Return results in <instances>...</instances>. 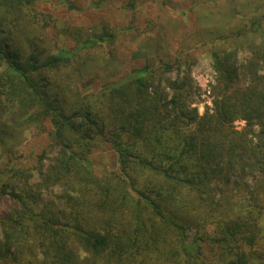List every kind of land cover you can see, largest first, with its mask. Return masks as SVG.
Returning <instances> with one entry per match:
<instances>
[{
	"label": "trees",
	"instance_id": "obj_1",
	"mask_svg": "<svg viewBox=\"0 0 264 264\" xmlns=\"http://www.w3.org/2000/svg\"><path fill=\"white\" fill-rule=\"evenodd\" d=\"M33 4L0 0V153L22 127L47 134L49 151L36 183L0 171V264H264V14L239 34L252 39L246 83L243 42L211 53L213 109L199 115L182 59L79 98V52L50 53L51 19ZM67 90L69 106L54 95ZM104 146L118 172L96 176L84 162Z\"/></svg>",
	"mask_w": 264,
	"mask_h": 264
},
{
	"label": "rangeland",
	"instance_id": "obj_2",
	"mask_svg": "<svg viewBox=\"0 0 264 264\" xmlns=\"http://www.w3.org/2000/svg\"><path fill=\"white\" fill-rule=\"evenodd\" d=\"M33 9L51 19L44 31L48 49L54 56L64 48L78 51L75 62L82 64L84 77L77 79L78 96H94L104 86L123 80L134 69L144 65L160 68L165 62L182 59L183 72L189 70L193 86L192 107L199 115L213 109L216 73L211 66L213 51L227 52L243 42L237 64L254 71V58L246 48L251 40L240 37L249 29L253 17L264 14V0H33ZM264 26V23H262ZM114 35L112 41L90 48L84 47L87 39L101 32ZM241 39H237V38ZM241 40V41H240ZM259 39L255 45H259ZM200 51V55L197 52ZM86 71V72H85ZM249 71V72H248ZM87 73V74H86ZM176 71L168 77H175ZM74 75V74H73ZM79 80L88 81L82 86ZM74 90V89H73ZM69 93H54L65 106L76 102ZM9 116H0V124L8 123ZM16 125H19L16 123ZM236 130L244 122L233 123ZM21 137L8 154L0 153V171L15 166L30 175V183L39 180L36 167L40 157L49 151V137L35 128L22 127ZM96 176L118 172L117 157L104 146L94 151L84 162ZM57 193V189L53 191ZM131 196L135 195L129 191Z\"/></svg>",
	"mask_w": 264,
	"mask_h": 264
}]
</instances>
